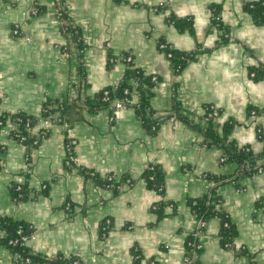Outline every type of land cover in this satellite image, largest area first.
Listing matches in <instances>:
<instances>
[{
    "label": "crops",
    "instance_id": "obj_1",
    "mask_svg": "<svg viewBox=\"0 0 264 264\" xmlns=\"http://www.w3.org/2000/svg\"><path fill=\"white\" fill-rule=\"evenodd\" d=\"M255 1L61 0L78 30V47L56 17V0H0V114L37 119L47 105L61 119L35 122L32 136L46 134L33 147L12 137L13 121L0 126V217L32 228L28 256L41 261L16 260L0 244V264H61L58 258L77 264H264V169L216 188L219 207L236 230L232 246L220 244V223L211 217L195 238L201 250L194 263L185 253L198 224L188 200L212 187L203 175L230 177L237 169L221 160L219 147L205 145L204 107L216 109L218 131L232 123L228 141L254 153L263 149L264 24L245 10ZM159 42L196 54L175 75ZM126 55L134 68L159 79L149 97L152 111L166 113L178 102L190 123L165 121L151 133L132 107L90 110L102 89L123 79ZM252 70L261 75L251 78ZM70 141L76 144L67 166ZM151 166L163 174L169 203L161 218L152 210L160 197L144 180ZM108 175L131 184L114 192L103 185ZM11 184L22 186L27 200L16 201ZM105 220L109 231L102 236Z\"/></svg>",
    "mask_w": 264,
    "mask_h": 264
},
{
    "label": "trees",
    "instance_id": "obj_2",
    "mask_svg": "<svg viewBox=\"0 0 264 264\" xmlns=\"http://www.w3.org/2000/svg\"><path fill=\"white\" fill-rule=\"evenodd\" d=\"M250 15L253 17V19L256 21V23L263 25L264 24V0H257L252 4H249L246 6L245 9ZM37 12V10H35ZM63 17L70 22L69 16L67 15L65 9L63 13ZM218 19L216 12H213L212 15V22L213 24H218ZM170 22L176 23L177 27H185L184 23L181 21H175V19L170 20ZM189 27V26H188ZM66 33L71 34L76 46L80 47L81 43L79 41V33L78 30L73 28L71 25L66 28ZM165 44L163 42H159L158 44ZM165 49L162 50V52L167 56V54H170V57H167V59L170 61L172 70L174 71L175 75H178L185 65L192 61L195 52L192 53H180L176 52L173 49H171L167 44H165ZM63 51L65 52L66 49L63 48ZM161 51V50H160ZM128 55L124 56L123 59H125ZM126 71L124 73L123 79L118 83L116 86L106 87L102 89L97 96L95 97L94 101L89 102L90 110H95L101 107H109V104L113 100H125L128 98H131V93L133 91H136L137 93V103L132 107L135 112L138 115L139 120L142 122L143 126L150 131L151 133H154L157 131L159 124L165 122L170 115H175L177 120L184 121L186 123H190L185 116L182 114L181 108L179 106L178 102H174L170 111L166 113L156 114L152 111L149 105V97L151 95V89L155 87L156 84H158L159 79L156 77V83L152 81V75H146L144 72L134 68L132 64V59L130 62H126ZM251 72L255 73V77H259L261 74L258 70H252ZM131 81L134 82V84H131ZM125 90H128V93H125ZM104 91L108 92V101L103 100V93ZM61 109V114L63 115L66 107L64 106V103H61V106H59ZM209 105H206L204 107V120H205V126L201 128V132L204 137L205 145L206 146H212L215 145L220 148L222 152V161H229L236 164L237 169L236 172L230 176V177H220L215 175L206 174L203 175V178L210 182L212 187H210V190L208 193L200 198L197 199H189L188 205L191 210V212L194 214L196 219L199 223L206 224V221L211 217H217L220 223V228L218 232V238L220 241V244L225 247V245H229V248L232 246L233 240L236 235V230L228 221V218L226 214L221 210L219 205L221 204V200L219 196L216 194V188L226 182H233L235 183L238 179L245 176H252L264 169V138L261 134V131H258V137L263 142V149L260 153H254L250 150L249 147H238L236 146L232 141H228V136L230 133V130L232 128V123H226L221 131L217 130V126L214 122L215 117L217 116L216 109L213 108V110L209 109ZM50 107L45 105L42 109V112L40 116L44 119L49 116H51ZM254 114L257 112L255 110H250ZM61 117V116H60ZM11 120L15 124L16 128L15 131L12 133V137L16 139L19 142L20 136H25L26 141L22 142L24 145H29V143L34 140L35 136H32L30 131H28L25 128V124L27 121L30 122V126L33 128L36 122V118L25 115L23 113H16L13 115H5L0 114V126L6 121ZM60 123L61 119L56 118L52 120V123ZM46 132L44 131V135ZM21 143V142H20ZM112 176V175H108ZM106 176V177H108ZM106 177L103 179V185L106 186L108 184ZM113 177V176H112ZM145 184L148 189L155 191L159 197L160 200L157 201L154 204L153 212L157 215L158 218H161L164 214V207L169 205L168 202L165 201L164 195H163V174L155 167L151 166L148 168V170L145 173ZM128 182V184H131L130 180L128 179H121L119 181H113L115 184V188L112 189L114 192H117L122 187L121 185L123 183ZM16 187H20V191H16ZM10 192L12 196L16 199V201H25L28 198L27 193L25 192L24 188L22 186L11 184L10 186ZM204 227L202 229H197L194 234L190 235L185 242V253L189 258L187 260L192 261L194 259V255L196 256L198 252L201 250V248L197 249L196 246L198 245L196 238V233L199 231H203ZM19 231H21L22 235H28L32 232V228L26 223L20 222V221H14L7 217H0V244L5 245L8 247L12 253H18L21 257L29 259L30 263H41L38 259L35 257H29L28 256V250L26 246H18V245H11L9 244V241L15 240L17 238H20V236L17 234ZM102 234V233H101ZM195 236V237H194ZM57 263L61 264H73L74 261H69L65 259H56ZM155 264V263H151Z\"/></svg>",
    "mask_w": 264,
    "mask_h": 264
},
{
    "label": "built area",
    "instance_id": "obj_3",
    "mask_svg": "<svg viewBox=\"0 0 264 264\" xmlns=\"http://www.w3.org/2000/svg\"><path fill=\"white\" fill-rule=\"evenodd\" d=\"M35 13V11H34ZM63 13H64V7L61 3V0H56V10H55V14H56V17L58 18V20L60 21V24H61V27L63 29V31H66V28L68 26H70V22H68V20H66L64 17H63ZM13 35L16 36L18 35V30L17 28H14L13 29ZM72 36V35H70ZM165 44H158V48L159 50H164L165 49ZM171 55L170 54H167L166 57H170ZM125 62H130L131 61V58L129 56H127L125 59H124ZM250 77L251 78H254L255 77V73L254 72H251L250 73ZM152 81L156 83V77L153 76L152 77ZM131 84L133 85L134 82L131 81ZM125 93H128V90H125ZM137 93L136 91H133L131 93V98H128V99H125V100H113L110 104H109V108L110 109H113V110H120L122 108H125V107H133L136 103H137ZM103 100L105 101H108V92L107 91H104L103 93ZM210 110H213V107L210 106L209 107ZM251 115H254L253 112H251ZM54 119V117L51 115L47 118H42V117H38L36 119V122H39V123H43L44 125H48L50 123H52V120ZM164 121H167V122H170V123H175L177 121L175 115H170L166 120ZM25 128L30 131L31 133V130L33 129L31 126H30V122L27 121L26 124H25ZM44 136V131H41L39 132L35 137H34V140H32L28 146H36L38 144V141ZM19 138V142H24L26 141V137L25 136H20L18 137ZM76 144L75 141H70L66 144V153L67 155L69 156L68 160L66 161V165L67 166H70V164H72L73 162L71 161L70 157H71V153H72V149L74 147V145ZM222 160V159H221ZM106 180L108 182V184H106V188H109V189H114L116 186L115 184L113 183V181H116V179L112 176H108L106 177ZM128 183V182H126ZM16 191H20V187H16ZM155 207L153 206L152 209H154ZM109 220H105L102 222L101 226H100V231L102 232V236H104L108 231H109ZM204 227V224L202 223H199L197 224V229H202ZM31 228V227H30ZM22 232L19 231L17 234L20 236V238H17L15 240H12V241H9V244L15 246V245H18V246H26L28 240H30L31 238H33V233H29L28 235H22L21 234ZM200 233L197 232L195 236H197L198 234ZM1 235V234H0ZM229 245H225V247H228ZM197 249L201 248V246L198 244L196 246ZM14 257L16 260H19L21 259L20 255L18 253H14ZM195 258L196 256L194 255V259L192 261H189L194 263L195 261ZM23 260L26 262V263H29V259L27 258H23ZM73 264H77V261H74Z\"/></svg>",
    "mask_w": 264,
    "mask_h": 264
},
{
    "label": "water",
    "instance_id": "obj_4",
    "mask_svg": "<svg viewBox=\"0 0 264 264\" xmlns=\"http://www.w3.org/2000/svg\"><path fill=\"white\" fill-rule=\"evenodd\" d=\"M33 257H35V256H33ZM36 258H39V257H36ZM42 261H44V262H49V261H47V260H44V259H41Z\"/></svg>",
    "mask_w": 264,
    "mask_h": 264
}]
</instances>
